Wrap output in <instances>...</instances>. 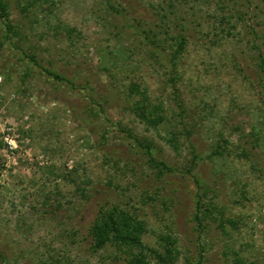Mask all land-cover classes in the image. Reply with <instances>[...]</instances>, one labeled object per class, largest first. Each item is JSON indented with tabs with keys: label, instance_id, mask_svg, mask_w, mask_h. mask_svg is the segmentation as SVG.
<instances>
[{
	"label": "rangeland",
	"instance_id": "374dc122",
	"mask_svg": "<svg viewBox=\"0 0 264 264\" xmlns=\"http://www.w3.org/2000/svg\"><path fill=\"white\" fill-rule=\"evenodd\" d=\"M17 1L32 0H10V41L0 22V264H125L123 249H91L100 206L142 220L159 253L161 236L177 239L173 264L235 254L264 264V0H110L120 14L105 0H38L25 12ZM132 83L163 104L157 128L132 113ZM129 133L172 171L158 174ZM196 179L216 209L204 229ZM229 218L237 227L223 232Z\"/></svg>",
	"mask_w": 264,
	"mask_h": 264
},
{
	"label": "trees",
	"instance_id": "16d2710c",
	"mask_svg": "<svg viewBox=\"0 0 264 264\" xmlns=\"http://www.w3.org/2000/svg\"><path fill=\"white\" fill-rule=\"evenodd\" d=\"M38 0H32L27 3L26 6H21L20 1H17L18 6L21 12L27 11L29 7H32ZM107 6L116 13H121L118 8H115L110 0H105ZM9 6L10 0H0V22H2L4 27V41H10V39L17 35L16 28L11 24L9 20ZM149 35L146 34V38ZM154 38L157 39L156 35ZM151 43H158L157 40H151ZM186 46V40L183 36L175 38V48L170 54L169 62L171 65L175 66V61L183 53ZM158 50V47H155ZM256 50H259V47L256 46ZM29 61H33L32 56H27ZM35 61V60H34ZM168 62V63H169ZM35 63V62H34ZM258 67L260 71L264 72V57L262 53L258 51ZM44 72L61 83L65 81V78L60 76L57 73L50 71L49 69H43ZM171 73V72H170ZM172 84L174 78L171 76L169 79ZM129 95L131 97L138 96V99L134 101L131 111L132 113L145 125L151 128H157L166 120L164 116V108L162 103L153 104L147 95L146 90H141L139 85L132 83L128 89ZM181 107V106H180ZM237 129V128H236ZM128 136L134 139L135 143L139 148L144 149V153L148 157V161L151 164H154L158 169V174H163L165 171H172L163 161H158L154 157L155 149L153 143L149 141H140L137 137H134L131 133ZM224 144V141H221ZM169 143L177 149V139L173 133H171V139ZM210 156H223V152L219 149H213L210 153ZM246 157L245 151L242 149L241 152L237 154V158ZM199 157L195 152H193V160L190 162V165L187 167V172H190L194 169L197 164ZM196 185L199 188L196 201V212L194 214L193 220L197 223V227L201 229L205 228L204 222L212 219L215 212V207L210 203L205 205L202 202L201 194L204 193V189L201 187V182L199 179L195 180ZM218 212V211H217ZM220 214V211H219ZM220 217H223L221 214ZM220 229L224 232L226 227L231 229H236L235 221L232 219L221 220L219 223ZM147 233L146 224L137 218L133 213H130L124 209H121L117 206L103 207L100 206L97 215L90 227L89 234L92 239L91 249L92 251H99L106 247L107 245H113L119 249H123L127 257L125 264H173L174 261L178 258L179 250L177 245V239L172 238L171 235H163L160 237V241L164 244L163 253H159L157 250L148 247L143 242V236ZM206 241L200 239L199 249L203 250ZM234 264H256L254 261H249L244 259L239 254H235L233 259ZM197 264H200L198 262Z\"/></svg>",
	"mask_w": 264,
	"mask_h": 264
},
{
	"label": "built area",
	"instance_id": "2783aa9c",
	"mask_svg": "<svg viewBox=\"0 0 264 264\" xmlns=\"http://www.w3.org/2000/svg\"><path fill=\"white\" fill-rule=\"evenodd\" d=\"M9 135L7 134L6 137L4 138L6 144L8 145L9 149L15 148V145L13 144L12 139L8 138Z\"/></svg>",
	"mask_w": 264,
	"mask_h": 264
}]
</instances>
